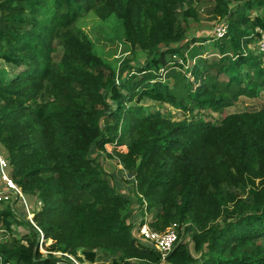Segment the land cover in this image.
<instances>
[{"label":"trees","instance_id":"16d2710c","mask_svg":"<svg viewBox=\"0 0 264 264\" xmlns=\"http://www.w3.org/2000/svg\"><path fill=\"white\" fill-rule=\"evenodd\" d=\"M206 5L227 24L210 56L209 38L187 37V18ZM89 12L118 21L144 61L123 58L116 71L98 55L75 26ZM261 32L264 0H0V59L18 69L0 78V146L12 179L41 200L33 219L49 250L86 261L102 251L112 264H264V98L227 111L264 94ZM141 100L183 118L148 114ZM106 145L134 177L138 221L149 213L158 231L177 223L164 261L133 236V199L91 155ZM19 219L0 209V264H58ZM19 222L30 232L16 238Z\"/></svg>","mask_w":264,"mask_h":264},{"label":"rangeland","instance_id":"374dc122","mask_svg":"<svg viewBox=\"0 0 264 264\" xmlns=\"http://www.w3.org/2000/svg\"><path fill=\"white\" fill-rule=\"evenodd\" d=\"M204 10L199 8L198 11V19L187 18L188 23V31L187 37L188 39L193 37H207L208 41L203 42V46H205L204 54L210 56L216 50L214 49V29L219 23L220 19L215 17L212 13L207 12L205 9L209 8L207 5L203 6ZM179 17H181L179 15ZM76 27L81 28L92 40L94 44V49L98 55H100L104 60L110 63L114 69L117 71L119 66L123 60V58L129 57L131 65L141 64L144 61L145 53L142 52L137 46L134 48H129L128 44L124 42L123 39V29L118 21H116L113 17L107 20H101L93 13L89 12L83 17H81L75 24ZM257 47L255 45L253 47L249 46V48ZM60 54V49H58L56 55ZM176 58V57H175ZM18 69L14 66L3 62L0 59V78L5 82L9 81L12 77L16 75ZM261 96V97H260ZM260 96H256L254 98L249 97H240L239 100L235 104V108L231 107L227 109V111L233 110H255L261 106V102L264 98L263 92L260 93ZM141 104H143L146 113L154 115V116H162L168 117L173 120H180L183 118L182 112L171 105H164L156 102H151L148 100H141ZM187 119H191L190 114H186ZM219 120L218 116L213 117V122H217ZM105 150L98 151V149L94 148L91 151V155H93L97 160L101 163L103 168L106 170L108 174L111 175V183L114 185L115 189L133 199L130 207L133 208V214L131 215L130 222L133 225L132 234L134 237L138 238L143 244L148 245L144 240H142L137 232L138 220L141 218V215L136 210L138 208V204L135 201L134 194V184L136 183L134 177L132 175L127 174V172L122 168L120 163V157L118 152H114L113 147L106 145ZM118 151H125V148H118ZM0 152L3 155H6L5 150L0 146ZM109 154L111 156H109ZM27 201L31 205L32 209L35 211L39 209L42 205L41 200L37 197L27 195ZM14 209L18 212L17 217L20 219L25 218V212L23 208H21L19 203H13ZM6 206V203H0V209ZM144 220L150 221V214L146 213L144 216ZM19 219V220H20ZM34 220V219H33ZM24 222V221H23ZM23 222H19L13 225V235L16 238H21L22 235L29 234V230L27 225H24ZM182 240L189 242V236L186 231L182 229ZM46 247L50 246V240L44 238ZM192 247L191 242L189 243ZM96 257L93 261H84V264H112V257L103 253L102 251H98L96 253ZM79 256V255H78ZM133 264H138L134 261Z\"/></svg>","mask_w":264,"mask_h":264},{"label":"built area","instance_id":"2783aa9c","mask_svg":"<svg viewBox=\"0 0 264 264\" xmlns=\"http://www.w3.org/2000/svg\"><path fill=\"white\" fill-rule=\"evenodd\" d=\"M227 30V24L224 20H220L214 29V36L221 38ZM259 51H264V32H261L258 40ZM186 69L189 68L185 66ZM0 203H6L10 205L12 212L18 215V212L14 209L13 203H19L23 211L25 212V218L39 231L38 249L45 256L48 253L54 255L58 259V264H84L83 260H80L78 256L72 255L68 252H62L59 250H49L46 247L44 241V235L42 231L37 227L33 220L35 211L27 201V196L22 191L21 187L12 179L11 168L8 159L0 152ZM178 225L173 222L170 223L163 231H158L150 227L149 222L138 223L137 232L139 237L144 240L148 245L156 249L160 253L161 261L165 260L172 249L174 243L178 239Z\"/></svg>","mask_w":264,"mask_h":264}]
</instances>
